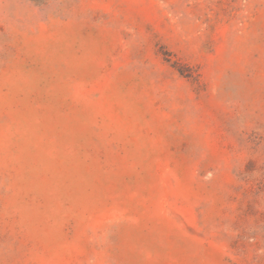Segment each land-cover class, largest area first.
<instances>
[{"label": "rangeland", "instance_id": "obj_1", "mask_svg": "<svg viewBox=\"0 0 264 264\" xmlns=\"http://www.w3.org/2000/svg\"><path fill=\"white\" fill-rule=\"evenodd\" d=\"M0 264H264V0H0Z\"/></svg>", "mask_w": 264, "mask_h": 264}]
</instances>
